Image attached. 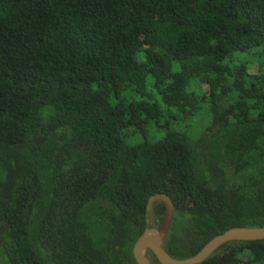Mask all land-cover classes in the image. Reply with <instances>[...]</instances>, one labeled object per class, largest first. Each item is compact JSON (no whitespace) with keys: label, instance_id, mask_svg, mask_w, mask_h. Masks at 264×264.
<instances>
[{"label":"trees","instance_id":"1","mask_svg":"<svg viewBox=\"0 0 264 264\" xmlns=\"http://www.w3.org/2000/svg\"><path fill=\"white\" fill-rule=\"evenodd\" d=\"M203 104L196 138L172 116L151 140ZM157 194L177 260L264 228V0H0V264H138ZM202 264H264V240Z\"/></svg>","mask_w":264,"mask_h":264},{"label":"water","instance_id":"2","mask_svg":"<svg viewBox=\"0 0 264 264\" xmlns=\"http://www.w3.org/2000/svg\"><path fill=\"white\" fill-rule=\"evenodd\" d=\"M157 203L164 204L165 214L155 228L147 230L136 242L134 257L138 264H152L153 255L161 264H202L229 242L264 240V228H233L211 240L194 257L185 260L174 259L166 252V242L175 217L176 207L169 196L157 194L149 200L148 211H153Z\"/></svg>","mask_w":264,"mask_h":264},{"label":"rangeland","instance_id":"3","mask_svg":"<svg viewBox=\"0 0 264 264\" xmlns=\"http://www.w3.org/2000/svg\"><path fill=\"white\" fill-rule=\"evenodd\" d=\"M251 70L256 71V68L253 66ZM170 112H168L165 118L161 121L160 127H158L155 122H151L149 124L148 132L152 135L151 140H160L163 138L167 131L165 125L169 124L168 121L172 116L174 119H172L169 124L170 129L188 133L193 138L200 135L212 121V116L209 112L208 105L206 104H203L198 114L193 116L190 120L184 118V115H177L175 112ZM144 139L145 137L138 132L135 137H129L126 141L130 145H137L140 142H143Z\"/></svg>","mask_w":264,"mask_h":264},{"label":"flooded vegetation","instance_id":"4","mask_svg":"<svg viewBox=\"0 0 264 264\" xmlns=\"http://www.w3.org/2000/svg\"><path fill=\"white\" fill-rule=\"evenodd\" d=\"M157 222H156V220H155V218H153L152 219V226H153V228H155L156 226H157Z\"/></svg>","mask_w":264,"mask_h":264}]
</instances>
